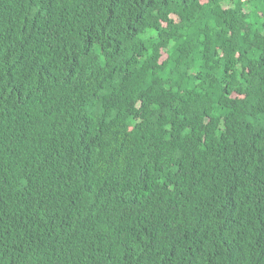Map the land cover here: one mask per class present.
Segmentation results:
<instances>
[{"label":"trees","instance_id":"trees-1","mask_svg":"<svg viewBox=\"0 0 264 264\" xmlns=\"http://www.w3.org/2000/svg\"><path fill=\"white\" fill-rule=\"evenodd\" d=\"M0 264H264V0H0Z\"/></svg>","mask_w":264,"mask_h":264}]
</instances>
